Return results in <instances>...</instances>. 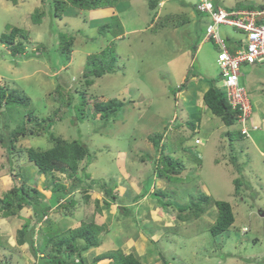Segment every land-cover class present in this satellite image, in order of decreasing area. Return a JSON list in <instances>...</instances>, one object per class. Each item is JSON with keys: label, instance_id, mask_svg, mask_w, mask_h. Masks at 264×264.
<instances>
[{"label": "rangeland", "instance_id": "obj_1", "mask_svg": "<svg viewBox=\"0 0 264 264\" xmlns=\"http://www.w3.org/2000/svg\"><path fill=\"white\" fill-rule=\"evenodd\" d=\"M53 1L0 0V36L14 27L27 34L22 54L12 56L9 46L0 42V85L29 99L26 105L0 109V197L10 189V169L18 176V186L36 188L46 202L55 179L69 185L58 173L55 179L40 174L24 151L29 147L50 149L51 134L78 140L89 148L88 183L93 179L98 184L66 194L40 222L28 208L18 212V218L0 219V264H38L39 259L51 256L50 246L42 249V227L47 221L53 229L58 226L59 232L82 223L103 227L100 246L82 253L85 264H108L111 259L95 262V258L118 249L136 254L146 264H264V155L252 143L253 129L248 137L238 139L241 125L236 122L225 128L234 139L221 136L220 118L205 104H197L198 98L203 99L201 92L212 86L226 96L216 63L219 47L208 40L192 59L209 17L198 12L192 0H165L166 5L158 8L161 17L156 24L162 21L167 28L157 26L153 31L150 21L156 12L147 8L144 0H120L124 6L115 10L81 12L68 7L60 19L50 14ZM212 2L226 11L264 8V0ZM169 8L175 13H169ZM36 10L43 13L40 24L31 20ZM109 16H118L123 24L116 37L113 28L102 26L108 22L99 20ZM190 19L198 21L197 27ZM220 26L229 53L243 45L244 33ZM69 38L71 51L62 54L61 41ZM19 40L17 37L15 43ZM111 41L116 48V71L87 85L82 77L87 58L110 46ZM189 71L193 77L188 76ZM239 84L253 107L264 106V66L242 65ZM108 99H118L124 106L115 116L99 119L93 104ZM199 117L209 120L199 126ZM47 118L52 120L47 134L18 136L15 147L10 148L8 140L16 128L41 127ZM257 132L264 134V129ZM158 137H163V154L182 165L178 176L160 178L156 162L161 148H155ZM236 178L243 183L238 196L234 193ZM100 183L109 195L117 194L110 207L104 205ZM151 190H162L165 196L150 195ZM203 196L210 202L202 205L198 218L188 217L189 210L181 211ZM135 199L138 202L133 203ZM216 201L231 205L234 223L226 232L212 236L209 229L217 217ZM28 221L35 226L33 246L41 249L36 257L30 245L17 244V231Z\"/></svg>", "mask_w": 264, "mask_h": 264}, {"label": "trees", "instance_id": "obj_2", "mask_svg": "<svg viewBox=\"0 0 264 264\" xmlns=\"http://www.w3.org/2000/svg\"><path fill=\"white\" fill-rule=\"evenodd\" d=\"M119 1L120 0H54L52 11H50V14L54 18L60 19L61 13H65L68 7H73L81 12H90L102 8H123L124 5L122 6ZM144 1L147 3V8L157 13L158 5L160 1L163 0ZM248 10L252 11L254 10V8H250ZM258 10L264 11V8L261 6V8H259ZM156 13L154 14L153 20H155V18H158V15H156ZM42 17L43 13H41L39 10H36L31 15V20L34 24H40ZM99 20L108 22L106 25L104 24L102 26L106 27L108 30L113 28L115 32L114 37L122 33L123 24L120 22L118 16H109ZM159 20L160 19L158 18L157 22ZM94 22L98 23L99 21L98 19H95ZM197 22L198 21H194V23ZM150 23L155 22L150 21ZM164 24L165 23L160 21L158 24H156L155 28L157 26L158 29L160 27L162 28L164 27ZM17 37L20 38V40L19 42L15 43V39ZM26 38L27 34L23 29L14 27L9 31V33L1 34L0 42L3 45L9 46L12 56H15L18 53H25L26 47L24 46V41L26 40ZM61 38L64 37H60V39ZM201 40L202 38L199 39V41ZM209 40H212V42L214 43L213 38H210ZM215 45L219 47L217 44ZM71 46V38H69L68 40H63V42L61 41L60 49L63 50L62 54L68 55L69 51H71ZM197 47L198 46H196V49ZM230 51L232 52L233 49H231ZM192 56H194V53ZM116 57V48L113 41H111L110 46L108 45L99 53L88 57L84 71L82 73V77L86 80V84L91 85L94 79L100 78L105 74L114 73L116 71ZM188 76L193 77V74H191L189 71ZM203 102L213 116L220 118L225 127L234 125L237 122L238 114L241 113L238 109H233L227 102L226 96L222 95L221 92L213 86L208 88V90L204 92ZM28 103L29 99L27 96L21 95L15 89L9 90L8 88H6V86L0 85V109L3 106L7 108L8 106L13 104L26 105ZM68 106L70 107L69 103ZM123 106L124 103H122V101H119L118 99H108L106 101L94 103L93 110L95 111L94 114L98 115L99 119H109L110 116H115ZM30 117H28V119H30ZM43 120L44 123H46L41 127L32 126L30 129H25V127L16 128L10 135V137L12 136V138L8 140V142H10V148L15 147V141L18 136L39 137L47 134L50 128H52V120L51 118ZM80 120H84V117L82 115ZM29 121L32 122V119ZM240 130L238 131V139H244V137L246 136L242 134ZM256 130L257 129L253 131ZM225 136H227V134ZM229 136L231 138L233 136L230 131H228V137ZM50 138L53 141V146L50 149L36 150L31 147L25 149L24 151L26 152L27 159L34 164L40 174L45 175L46 177H53L55 173H58L62 176H65L69 180V185L65 186V184L59 183L57 181L58 179H55L56 177H53L55 181L51 188V197L50 200L46 202L44 197L36 188L28 187L25 184H21L20 186H18L16 184V178L18 176L15 175L14 172L10 169V189L2 197H0V214H2L4 217L18 216V212H20L23 208H28L33 211L35 218L38 222H40L42 218L46 216L49 209L52 206L58 205L59 201L64 199L66 194H69L75 190L87 191L89 189H92L94 185L98 184L95 183L93 179L91 180V183H88V179H90V177L88 176L89 174L88 172H86V170L91 164V153L89 151V148L85 144L78 140H65L63 138L54 136V134H51ZM160 142L161 139L159 138V140L156 142L157 147H155L156 149L161 148V151L159 152V159L156 162L157 167L159 166L160 172H162L160 178L163 177V175L168 174L169 176H178L182 170V165L179 162L175 163V160H173L169 155L163 154V146L159 145ZM80 162L84 163L83 167L80 166ZM232 164L235 165L237 173H241L242 168L237 165L236 159L232 160ZM233 182L235 184L234 193L236 196H238L243 183L240 181V178L234 179ZM115 189H117V187ZM100 192L104 197V205L110 207L112 203H116L115 199L117 194L112 191L113 193L109 195L107 189L105 188V184L103 183H100ZM161 193L162 190H154L150 195H160ZM145 194L143 196H145ZM143 196L141 195L140 198H142ZM161 196L165 195L161 194ZM110 198H112V200ZM135 202H137L136 199ZM209 202L210 200H208V197L203 196L201 197V199H198L197 202L192 203L191 206H186L181 209V211L189 210L190 212H188L187 214L188 217L194 216L198 218L203 212L202 205L208 204ZM158 203H160V200ZM215 206L217 208V217L214 224L209 229L212 236H217L223 232H226L234 223V213L232 211L231 205L228 202L216 201ZM177 218L180 221L183 220L182 215H178ZM52 225L53 224L50 221H47L45 226L42 227L43 231L41 234L42 249H46L50 246L48 255L51 256H48V258L39 259L38 264H85L82 253L88 249L97 248L100 246V235L104 231L102 226L96 225L94 223H82L79 227L70 229L67 232H59L58 226L56 227V229H53ZM34 230L35 226H30L29 221L23 224L21 229L17 231V244L19 246H22L24 244L30 245L33 255L36 257L41 249H39V247L35 249L33 246ZM78 240H81L83 244L78 245ZM102 258L111 259V262L108 264H146L140 261L136 254H125L120 249L105 255H101V257H96L95 262L99 261Z\"/></svg>", "mask_w": 264, "mask_h": 264}, {"label": "built area", "instance_id": "obj_3", "mask_svg": "<svg viewBox=\"0 0 264 264\" xmlns=\"http://www.w3.org/2000/svg\"><path fill=\"white\" fill-rule=\"evenodd\" d=\"M194 1L196 10L210 18L211 24L206 28V37L213 38L214 43L219 46L216 62L222 75V85L226 89L227 102L233 109L241 112L237 116V122L242 126L241 133L248 137L249 129L257 128L246 125L252 108L246 90L239 85L240 67L242 64L264 66V21L261 20L264 11H226L216 7L212 0ZM220 25L236 28L245 34L243 47L232 55L219 34ZM195 143H199V140H195Z\"/></svg>", "mask_w": 264, "mask_h": 264}, {"label": "crops", "instance_id": "obj_4", "mask_svg": "<svg viewBox=\"0 0 264 264\" xmlns=\"http://www.w3.org/2000/svg\"><path fill=\"white\" fill-rule=\"evenodd\" d=\"M162 1H160V3H161ZM163 2H165V0H163ZM183 2H185V0H183ZM159 3V5L161 6V4ZM164 5H166L165 3H163ZM192 6L194 7V2H193V0H192ZM159 5H158V8H159ZM172 8H174V5H173V7ZM172 8L170 9L169 8V13L171 12V10H172ZM108 9H118V8H108ZM108 9H105V10H108ZM238 11H250V10H245V9H237ZM173 11V10H172ZM252 11H258V10H252ZM157 13H158V10H157ZM157 13H156V15H157ZM175 13V11H173V14ZM155 15V16H156ZM159 17H161V16H158V18ZM157 18V19H158ZM156 18H155V20H154V22L155 23H153V26H154V28H155V26L156 25H154V24H156ZM190 21L192 22L191 24H193L195 27H197V23H194V19L192 20V19H190ZM150 24H152V23H150ZM149 24V25H150ZM154 28H153V30H154ZM164 28H167V27H165V25H164ZM159 29H161V27L159 28ZM221 38H222V36H221ZM208 40L206 39V36H204L203 38H202V40L201 41H199V45H198V47H197V49H196V52L194 53V56H192L193 58L192 59H195V57H196V53L198 52V50H200L201 48V44L202 43H206ZM243 45L241 44V46L240 47H242ZM239 49V48H238ZM237 49H235V50H233V51H236ZM232 51V52H233ZM183 80H184V75H182V82H183ZM192 80H195V79H192ZM205 92V91H204ZM203 95H204V93L202 94V92H201V96L203 97ZM197 104L199 105V106H202L204 103H203V99H200V98H198V100H197ZM205 106V105H204ZM191 116H192V114H190ZM200 118V120L199 119H196L197 120V122H198V124L199 123H201V125H199V126H204L206 123H207V121L209 120L208 118H201V117H199ZM206 122V123H205ZM221 124H222V127L224 128L223 129V132H222V134H221V136L222 135H226L227 134V136H228V130H226L225 128V126L223 125V123L222 122H220ZM238 123V122H237ZM247 124H248V126L249 127H251V126H255L256 128H257V130L256 131H253V140H252V143L254 144V147L255 148H258V150H259V152H260V154L261 155H264V151H262L261 149L264 147V134H260V133H258L257 131H258V129H264V106L263 105H260V108H256V107H253L252 106V114H251V116H250V119H249V121H247L246 122ZM246 124V125H247ZM229 138H231L230 136H229ZM161 139V142H160V144L159 145H161L162 146V142H163V138H160ZM232 139H234V137L232 136ZM153 146V145H152ZM261 148V149H260ZM159 151V150H158ZM147 155V154H146ZM4 177V176H3ZM9 179H10V184H11V178L9 177ZM149 192H153V190H151V191H149ZM146 195V194H145ZM139 197V196H138ZM137 198V197H136ZM135 200H133V203H136V202H134ZM140 201H142V199L140 200ZM138 202V201H137ZM23 209H25V208H23ZM18 218V217H20V213L18 214V216H11L10 218ZM9 218V217H8ZM7 217H4L2 214H0V219L1 220H4V219H8ZM17 231V230H16Z\"/></svg>", "mask_w": 264, "mask_h": 264}, {"label": "clouds", "instance_id": "obj_5", "mask_svg": "<svg viewBox=\"0 0 264 264\" xmlns=\"http://www.w3.org/2000/svg\"><path fill=\"white\" fill-rule=\"evenodd\" d=\"M162 3H165V2L162 1L160 4L162 5ZM159 6H160V5H159ZM194 8H195V2H194ZM195 9H196V8H195ZM258 11H259V10H258ZM263 16H264V15H263ZM263 16H262V17H263ZM209 19H210V18H209ZM209 24H211V21H210ZM209 24H207L206 27H205V36H206V28H207V26H208ZM218 31H219V29H218ZM219 34H220V32H219ZM220 36H221V34H220ZM206 39L209 40L210 38H207V37H206ZM222 39H223V38H222ZM243 44H244V43H243ZM242 47H243V46H242ZM242 47H240L239 49H241ZM239 49H237V50H239ZM237 50H236V51H237ZM234 52H235V51H234ZM234 52H232V53L230 52V53L233 54ZM218 53H219V52H218ZM218 53H217V54H218ZM216 58H217V57H216ZM216 63H217V62H216ZM245 65H247V64H245ZM248 66H252V67H253V66H258V65H248ZM261 66H262V65H261ZM239 85H240V84H239ZM245 90H246V89H245ZM246 92H247V91H246ZM247 94H248V93H247ZM248 98H249V96H248ZM249 101H250V100H249ZM250 104H251V103H250ZM251 108H252V105H251ZM245 230H246V229H243L244 232H245Z\"/></svg>", "mask_w": 264, "mask_h": 264}, {"label": "bare ground", "instance_id": "obj_6", "mask_svg": "<svg viewBox=\"0 0 264 264\" xmlns=\"http://www.w3.org/2000/svg\"><path fill=\"white\" fill-rule=\"evenodd\" d=\"M220 27H221V26H220ZM220 27H219V28H220ZM230 54H231V53H230ZM221 92H222V91H221ZM241 128H242V127H241ZM240 131H241V130H240ZM196 159H197V158H196Z\"/></svg>", "mask_w": 264, "mask_h": 264}, {"label": "water", "instance_id": "obj_7", "mask_svg": "<svg viewBox=\"0 0 264 264\" xmlns=\"http://www.w3.org/2000/svg\"><path fill=\"white\" fill-rule=\"evenodd\" d=\"M261 216L263 217V216H264V214H261Z\"/></svg>", "mask_w": 264, "mask_h": 264}]
</instances>
